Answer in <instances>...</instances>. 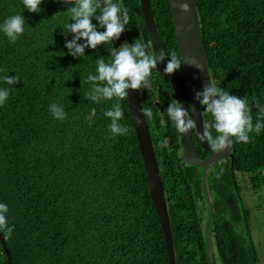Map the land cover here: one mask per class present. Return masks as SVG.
<instances>
[{
	"label": "trees",
	"instance_id": "1",
	"mask_svg": "<svg viewBox=\"0 0 264 264\" xmlns=\"http://www.w3.org/2000/svg\"><path fill=\"white\" fill-rule=\"evenodd\" d=\"M150 1L165 55L180 57L169 0ZM196 2L211 79L232 95L247 97L255 124L256 101L264 105V0ZM123 6L130 17L127 43L140 39L151 49L140 0H123ZM42 8L34 14L25 11L22 0H0V23L14 14L26 18L25 33L15 43L0 33V75L20 77L0 107V202L8 205V224L14 226L11 236L0 234L12 264H171L127 98L121 101L122 123L129 128L125 136H113L103 114L113 101L87 99V75L95 74L97 59L110 57L112 45L73 58L66 43L74 34L64 35L67 6L44 0ZM177 74L184 86L183 70ZM151 81L158 95L144 90L141 97L145 113L152 112L147 120L177 264H208L210 204V242L213 237L223 263L259 264L238 174L247 175L255 190L264 188V131L251 134L247 144L234 143L233 158L208 171L210 202L203 169L179 159V133L165 113L175 100L170 82L158 73ZM53 103L64 108V120L53 118ZM92 108L97 116L89 122ZM203 116L205 130L216 135L207 127L211 116ZM162 139L167 147H161ZM198 149L203 158L214 151ZM239 229H247L249 242ZM0 264H7L1 242Z\"/></svg>",
	"mask_w": 264,
	"mask_h": 264
},
{
	"label": "clouds",
	"instance_id": "2",
	"mask_svg": "<svg viewBox=\"0 0 264 264\" xmlns=\"http://www.w3.org/2000/svg\"><path fill=\"white\" fill-rule=\"evenodd\" d=\"M67 6L65 13L70 15V22L65 25L64 35L74 34V39L66 43V48L73 58L86 57V49H97L101 45H112L109 58L101 57L95 61V74L88 73L87 81L90 91L87 99L95 104L105 101H113L110 109L104 111V116L110 118L109 130L113 136H125L129 128L122 123L124 111L121 101L129 96L130 90H151L153 95H158L153 88L151 77L157 69L158 62L166 61L164 73L172 75L181 71L184 64L182 57L175 52L168 55L162 54L159 59L140 39L132 43H124L118 49L113 47L122 34L129 30V12L123 6V0H55ZM44 0H22L25 11L41 14ZM187 10V4L183 5ZM97 23H93V21ZM26 18L23 14L8 16L0 23L2 33L10 43H15L25 33ZM83 41V43H80ZM192 66L202 71V66L195 61ZM20 83V77L11 75H0V107L4 106L14 86ZM6 85V86H4ZM196 99L203 109V113L211 116V124L207 127L213 128L216 135L205 130L200 136L201 141L210 145L214 151H226L234 143L247 144L251 140V134L259 135L264 131V105L259 100L256 107L259 110L255 124L251 108L248 106L247 97L241 98L232 95L230 91L223 88L212 79L204 90L195 92ZM49 111L56 120H64L66 112L64 108L56 103L49 106ZM166 116L171 121L179 134L187 135L197 127L191 110L185 109L175 99L170 102L166 109ZM147 117L152 116L151 111L145 113ZM97 116L96 108H92L87 120L94 122ZM161 147H167V139L161 140ZM9 207L0 202V232H6L11 236L14 226L8 224Z\"/></svg>",
	"mask_w": 264,
	"mask_h": 264
},
{
	"label": "water",
	"instance_id": "3",
	"mask_svg": "<svg viewBox=\"0 0 264 264\" xmlns=\"http://www.w3.org/2000/svg\"><path fill=\"white\" fill-rule=\"evenodd\" d=\"M140 3L148 35L150 37L152 52L155 53L159 59L162 54L165 55V52L155 20L151 1L140 0ZM169 3L178 52L184 62L182 65L184 86L177 72L172 75H166L164 73L166 61L158 62L157 69L154 70V73L165 76L170 82L175 99L181 104L182 107L192 111L197 124V127L194 129L198 134L200 145L202 149L208 150L210 145L202 142L200 138V136L205 131L204 116L202 106L195 96V92H202L204 88L209 85L211 80L210 61L201 30L197 2L196 0H169ZM184 4H187V10L184 9ZM126 41V34L124 32L120 39L115 41V48L118 49L121 45L126 43ZM193 61L202 66V71L197 67L192 66ZM127 100L142 154L151 197L155 209L158 212L165 235L170 263L177 264L165 187L159 169L151 129L147 120V116L145 115L141 92L139 90H130ZM193 130H191V132L187 135L179 134L182 146L179 159L182 163H185L188 166L203 169L206 191L208 199L211 202L207 188L208 170L215 168L229 156L233 158L231 153L233 145L226 151H215L209 157L202 158L194 143ZM213 211V205L210 204V214L206 223V254L208 264H212L210 255L211 242L209 224L211 222ZM0 242L7 255V264H12L10 250L8 249L6 241L1 234Z\"/></svg>",
	"mask_w": 264,
	"mask_h": 264
},
{
	"label": "rangeland",
	"instance_id": "4",
	"mask_svg": "<svg viewBox=\"0 0 264 264\" xmlns=\"http://www.w3.org/2000/svg\"><path fill=\"white\" fill-rule=\"evenodd\" d=\"M242 195L245 201V205L250 208V231L253 242L255 243L259 252V264H264V188L255 190L247 175L238 174ZM205 204L202 203L204 210ZM210 214V213H209ZM209 216V215H208ZM244 235L245 239L249 242L251 240L250 234L245 231L247 229H239ZM211 261L212 264H224L221 260L214 238L211 237Z\"/></svg>",
	"mask_w": 264,
	"mask_h": 264
},
{
	"label": "flooded vegetation",
	"instance_id": "5",
	"mask_svg": "<svg viewBox=\"0 0 264 264\" xmlns=\"http://www.w3.org/2000/svg\"><path fill=\"white\" fill-rule=\"evenodd\" d=\"M126 40H127V38H126ZM127 42V41H126ZM122 46V45H121ZM193 139H194V143H195V146H196V148H197V150H198V152H199V154L201 155V152L199 151V149H198V145H199V147L202 149V147H201V145H200V142H199V138H198V134H197V132L195 131V133H194V130H193ZM198 140V144L196 143V141ZM209 149H210V147H209ZM209 149L208 150H204V149H202L203 151H209ZM215 151H213L211 154H213ZM211 154H209L207 157H209ZM201 157H202V155H201ZM206 157V158H207ZM230 157V156H229ZM203 158V157H202ZM228 158V157H227ZM226 158V159H227ZM225 159V160H226ZM209 171V170H208Z\"/></svg>",
	"mask_w": 264,
	"mask_h": 264
}]
</instances>
